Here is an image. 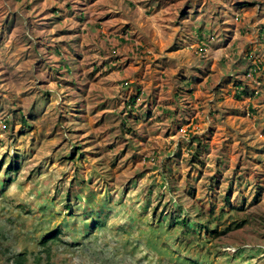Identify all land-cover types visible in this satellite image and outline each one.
<instances>
[{"label":"rangeland","instance_id":"1","mask_svg":"<svg viewBox=\"0 0 264 264\" xmlns=\"http://www.w3.org/2000/svg\"><path fill=\"white\" fill-rule=\"evenodd\" d=\"M227 7L264 16V0H0V264H264V129L224 117L194 135L207 147L194 157L177 129L197 107L191 83L175 92L161 74ZM16 16L40 25L32 42ZM167 217L217 233L181 235Z\"/></svg>","mask_w":264,"mask_h":264},{"label":"crops","instance_id":"2","mask_svg":"<svg viewBox=\"0 0 264 264\" xmlns=\"http://www.w3.org/2000/svg\"><path fill=\"white\" fill-rule=\"evenodd\" d=\"M221 17L217 19V16H212V19L208 17V20L199 22L193 27L192 34L182 35L179 41L182 46L179 49L163 57L165 73L161 74H164V79L169 78L165 82H169L171 89L176 92L180 90L182 82L189 81L191 86L180 91L193 90L189 98L197 102L191 121L177 126L181 133L179 139L182 145L185 140L186 147L191 137L199 138L194 136L198 130L211 127L220 129L224 123L220 119L224 117V124H231L230 128L247 120L249 130L264 129V30L260 26L258 29L256 27L259 20L264 22V16L255 20L245 17L244 12L238 8L227 7V10L221 12ZM28 18L16 16L22 28L21 40L30 43L32 40L28 39L26 28L29 26L37 30L41 27L37 24L33 26ZM254 29L258 33L251 34ZM36 38L35 41L48 43L49 47L60 50L59 46H52L49 39L43 37L46 41H42L39 36ZM31 50L38 53L36 48ZM53 57L59 63V58L54 54ZM181 71L183 74H179ZM186 73H189L188 76ZM202 88L208 92L203 94ZM165 114H170L171 118L167 120L172 119L170 112ZM231 119L239 122L233 123ZM238 127L234 129L237 131Z\"/></svg>","mask_w":264,"mask_h":264},{"label":"trees","instance_id":"3","mask_svg":"<svg viewBox=\"0 0 264 264\" xmlns=\"http://www.w3.org/2000/svg\"><path fill=\"white\" fill-rule=\"evenodd\" d=\"M26 9L28 10V9H30L29 7H26ZM42 40H44V41H46L44 38H42ZM49 49H46L44 52L46 53V54H50V53H52V54H54L55 56H57L59 59H58V67H62V66H67V65H65V63L63 64V62H62V60L63 59H66L65 57H63L62 55H61V52H60V50L59 49H57V48H55V47H48ZM59 65H61V66H59ZM67 71V70H66ZM138 94H140L139 93V91H138ZM134 104H135V100H134V98H130V100L128 101V103L126 104L127 106H129L130 107V109H131V111H133L134 109H132L131 107H133L134 106ZM124 108H126V107H124ZM78 112H80L79 110H78ZM19 118H20V123H21V126H22V128H28L29 127V125H28V123H27V121H26V117L22 114V113H19ZM59 121H61V117L58 119ZM30 128V127H29ZM189 144H190V151L191 150H193L194 151V153H196V155L194 154V157H197L198 156V151L202 148V149H205V148H207L206 147V145L204 144V143H202L201 142V139L200 138H197V137H191V139L189 140ZM8 172V171H7ZM8 174V173H7ZM80 184H83V182L82 183H80ZM224 200H225V202L226 203H228V200H229V198H228V196H226L225 198H224ZM179 211V210H178ZM220 212H222V210L220 209ZM167 220H168V228L170 229V228H172V225H174V227H176L177 225H179V221H182V223L184 224L183 225V227L182 228H180V234L181 235H186L187 236V234L189 233H191V231L192 232H197V233H200V231H201V229L203 230V233H205V234H208V235H213V234H216L217 232L215 231V229H209V226L212 224L211 222H208L207 224H205V225H201V223H190L189 224V222L187 221V219H178V218H172V217H167ZM162 220H159V222H161ZM99 224H100V222L98 223V222H95L92 226H91V230L92 229H94V230H96L98 227H99ZM242 226V224H238V223H236V222H234L233 223V227L230 229V227H228L227 229H225V231L224 232H226V231H229V230H233L234 228L235 229H238V228H240ZM191 230V231H190ZM58 234L55 232H52L51 234H49V235H47V236H42V239H41V241H40V244H41V246L43 247V248H45V249H47V250H49V246H50V244H52V243H56V242H59L58 241ZM189 260V259H188ZM191 261V260H190ZM26 262H27V257H26V255H24V254H19V255H17V256H15L14 257V259H13V262H12V264H26ZM47 264H49V263H47Z\"/></svg>","mask_w":264,"mask_h":264}]
</instances>
